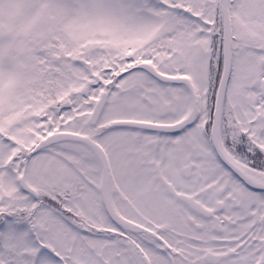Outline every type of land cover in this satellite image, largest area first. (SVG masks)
<instances>
[{"label": "snow or ice", "instance_id": "1", "mask_svg": "<svg viewBox=\"0 0 264 264\" xmlns=\"http://www.w3.org/2000/svg\"><path fill=\"white\" fill-rule=\"evenodd\" d=\"M0 264H264V0H0Z\"/></svg>", "mask_w": 264, "mask_h": 264}]
</instances>
